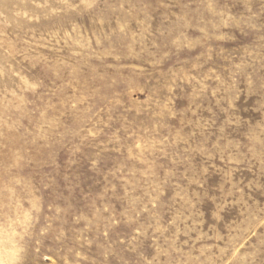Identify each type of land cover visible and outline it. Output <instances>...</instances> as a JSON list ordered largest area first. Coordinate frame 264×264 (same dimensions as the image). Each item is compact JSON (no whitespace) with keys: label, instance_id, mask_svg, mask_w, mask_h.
<instances>
[{"label":"rangeland","instance_id":"1","mask_svg":"<svg viewBox=\"0 0 264 264\" xmlns=\"http://www.w3.org/2000/svg\"><path fill=\"white\" fill-rule=\"evenodd\" d=\"M264 264V0H0V264Z\"/></svg>","mask_w":264,"mask_h":264},{"label":"bare ground","instance_id":"2","mask_svg":"<svg viewBox=\"0 0 264 264\" xmlns=\"http://www.w3.org/2000/svg\"><path fill=\"white\" fill-rule=\"evenodd\" d=\"M19 264V263H18Z\"/></svg>","mask_w":264,"mask_h":264}]
</instances>
